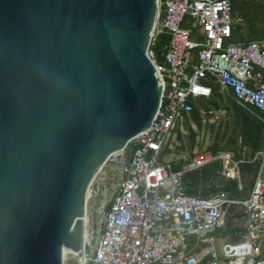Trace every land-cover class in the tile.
I'll list each match as a JSON object with an SVG mask.
<instances>
[{
  "label": "water",
  "instance_id": "obj_1",
  "mask_svg": "<svg viewBox=\"0 0 264 264\" xmlns=\"http://www.w3.org/2000/svg\"><path fill=\"white\" fill-rule=\"evenodd\" d=\"M157 0H0V264H64L89 250L123 177L114 155L149 128Z\"/></svg>",
  "mask_w": 264,
  "mask_h": 264
},
{
  "label": "built area",
  "instance_id": "obj_2",
  "mask_svg": "<svg viewBox=\"0 0 264 264\" xmlns=\"http://www.w3.org/2000/svg\"><path fill=\"white\" fill-rule=\"evenodd\" d=\"M232 2L157 0L149 54L162 86L159 107L149 128L127 144L130 158L94 250L85 243L82 251L69 254L70 263L264 264V148L246 160L232 151L204 149L161 162L171 130L192 115L198 100L213 96L211 84L228 90L240 108L256 112L264 125V44L231 41L235 27L244 25L241 15L232 17ZM163 34L168 43L158 60L153 48ZM217 163L223 184L215 193L184 191L188 173ZM243 166L256 171L241 195ZM235 208L243 228L239 237L228 240L225 223Z\"/></svg>",
  "mask_w": 264,
  "mask_h": 264
},
{
  "label": "rangeland",
  "instance_id": "obj_3",
  "mask_svg": "<svg viewBox=\"0 0 264 264\" xmlns=\"http://www.w3.org/2000/svg\"><path fill=\"white\" fill-rule=\"evenodd\" d=\"M232 17L241 15L244 18V25L235 30L231 41L235 43L256 41L264 44V0L256 2H244L240 0H233ZM242 3V4H241ZM242 5V7H241ZM252 120L255 121L253 116ZM256 125L262 129V136L260 138L259 147L264 146V126L262 123L256 121ZM180 124V125H179ZM239 109L234 105L230 97L217 89V93L208 100H201L195 105L193 114L186 118L181 124L178 121L176 130H171V136L167 143L169 151L163 152L161 155L162 163H172L174 159L177 161L182 152H191L192 150L198 151L209 149L213 152L217 151H232L241 159H248L255 151L251 144L244 138L240 130ZM260 149V148H259ZM131 146H127L122 151L123 162H127L130 158ZM115 156V155H114ZM177 156V157H175ZM118 158V156H115ZM178 163H175L177 166ZM218 163L208 167L188 173L183 178L184 189L188 191V184H194L196 189L195 193L187 192L193 195L210 196L220 188L222 180L217 176ZM106 168H102L97 174L95 182L90 187L91 191L93 186L104 178ZM247 170V171H246ZM256 167L245 168L243 172L242 183L244 191H247L253 183ZM232 193H235L233 187L229 188ZM244 192L241 193L243 195ZM95 206V194L91 193L87 199L86 212H87V234L92 233L93 221L91 219V212ZM107 209V206L98 208L97 214L101 218L102 214ZM92 228V229H91ZM243 228V221L240 215V209H232L226 219L225 230L232 232L229 233L228 240L240 236ZM88 244V242H87ZM89 250V249H88ZM69 254H65L64 264L70 263Z\"/></svg>",
  "mask_w": 264,
  "mask_h": 264
},
{
  "label": "trees",
  "instance_id": "obj_4",
  "mask_svg": "<svg viewBox=\"0 0 264 264\" xmlns=\"http://www.w3.org/2000/svg\"><path fill=\"white\" fill-rule=\"evenodd\" d=\"M248 2V1H247ZM242 4V3H241ZM242 7V5H241ZM235 30L233 31L234 34ZM168 40V37L166 35H160L158 36L155 46H154V52L157 55L158 60H161L160 57V53L162 51V48L166 45ZM213 93L216 94V89L213 90ZM236 106V105H235ZM239 109V119H240V130L244 136V138L251 144V147L256 150L259 149L261 147H259V142H260V138L262 136V128L258 125H256V121L259 122V120L252 115L251 113L241 109L240 107L236 106ZM193 114V113H192ZM250 114L253 116V118L255 119V121L252 120V117L250 116ZM194 184H188V191L187 189H184V183H183V189L184 191L186 190L187 192H192L195 193L196 189L194 188ZM190 193V194H192ZM193 195V194H192Z\"/></svg>",
  "mask_w": 264,
  "mask_h": 264
},
{
  "label": "crops",
  "instance_id": "obj_5",
  "mask_svg": "<svg viewBox=\"0 0 264 264\" xmlns=\"http://www.w3.org/2000/svg\"><path fill=\"white\" fill-rule=\"evenodd\" d=\"M242 2V1H241ZM244 2H246V1H244ZM232 11H233V4H232ZM243 26V25H242ZM239 27H241V26H237V27H235V29L234 30H238V28ZM167 43H168V40H167ZM166 43V44H167ZM166 46V45H165ZM165 46L162 48V51H161V53H160V57L162 56V53H163V51H164V48H165ZM162 59V58H161ZM212 85V87H213V90L214 89H216V93H217V89H219L220 91H222V92H224V93H226L229 97H230V99H232V101H233V103H234V105H236V106H238L236 103H235V101L233 100V98H232V96H231V94H230V92L228 91V90H223V89H221L218 85H216V84H211ZM215 94V93H214ZM212 98V97H211ZM201 100H204V99H201ZM201 100H198L197 102H196V104H198V102H200ZM239 107V106H238ZM242 109V108H241ZM243 110H245V109H243ZM245 111H247V112H249V113H253L252 115H254V114H256L257 115V113L256 112H254V111H249V110H245ZM255 116V115H254ZM256 117V116H255ZM260 123V122H259ZM183 125V124H182ZM264 126V125H263ZM262 148H264V146L262 147ZM262 148H260V149H262ZM260 149H258V150H260ZM204 150V149H203ZM207 150H209V149H207ZM195 150H192L191 152H194ZM199 151V150H198ZM227 151H229V150H227ZM256 152V151H255ZM254 152V153H255ZM253 153V154H254ZM252 154V155H253ZM251 167H253V166H243V172H244V169L245 168H251ZM247 171V170H246ZM242 172V173H243ZM244 176V175H243ZM242 176V177H243ZM251 187V186H250ZM249 187V188H250ZM245 190H246V188H245ZM247 193V191H244V193H243V195L244 194H246ZM226 232H228V233H232L231 231H229V230H226Z\"/></svg>",
  "mask_w": 264,
  "mask_h": 264
},
{
  "label": "bare ground",
  "instance_id": "obj_6",
  "mask_svg": "<svg viewBox=\"0 0 264 264\" xmlns=\"http://www.w3.org/2000/svg\"><path fill=\"white\" fill-rule=\"evenodd\" d=\"M121 154H122V151L116 153L115 156H118V158H120V160L123 161V158H122ZM115 156H114V157H115ZM94 182H95V181H94ZM93 187H94V186H93ZM92 190H93V189H92ZM91 193H94L95 196H96V192H95V191H91V190L89 189V192H88V194H87V199H88V196H89ZM98 208H101V207H98ZM98 208H97V209H98ZM86 209H87V208H86ZM97 209H96V210H97ZM97 211H98V210H97ZM97 211H96V212H97ZM103 217H104L103 214H102L101 218H99V216H98V214H97V219H98V220H101ZM86 225H87V212H86V217H85V242H86V243H87V242L89 243V242L91 241V238H92V233H91V231H90V234H89V235L87 234L88 232H87V230H86V229H87ZM91 229H92V228H91ZM92 231H93V229H92ZM66 253L68 254L69 252H66ZM67 254H66V255H67Z\"/></svg>",
  "mask_w": 264,
  "mask_h": 264
},
{
  "label": "flooded vegetation",
  "instance_id": "obj_7",
  "mask_svg": "<svg viewBox=\"0 0 264 264\" xmlns=\"http://www.w3.org/2000/svg\"><path fill=\"white\" fill-rule=\"evenodd\" d=\"M110 204V202L107 204V206Z\"/></svg>",
  "mask_w": 264,
  "mask_h": 264
}]
</instances>
